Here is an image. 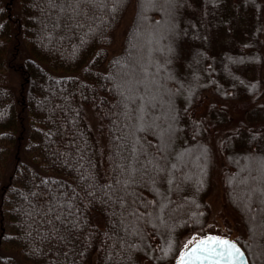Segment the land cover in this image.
I'll use <instances>...</instances> for the list:
<instances>
[{
    "label": "trees",
    "instance_id": "16d2710c",
    "mask_svg": "<svg viewBox=\"0 0 264 264\" xmlns=\"http://www.w3.org/2000/svg\"><path fill=\"white\" fill-rule=\"evenodd\" d=\"M11 1L18 13L0 0V168L11 151L17 154L0 190V210L23 264H92L93 259L96 264H174L194 237L227 236L210 224L207 203L213 169L225 149L234 153L224 156L223 203L247 234L245 245L234 240L249 264H261L264 184L261 191L252 190L237 174L242 165L264 159V0H135L122 48L110 58L106 46L130 0H104L100 7L99 0ZM154 1L159 5L149 8ZM147 23L166 34L157 40L162 52L146 57L163 65L156 82L168 86L163 106L149 112L167 109L172 117L165 113L168 131L146 126L132 136L121 125L118 71L131 62L135 66L130 55L136 31ZM10 68L17 73V91L4 73ZM86 107L105 144L87 122ZM237 107L242 111L228 113ZM250 109L256 120L244 116ZM121 129L130 141L120 145ZM129 145L138 158L149 157L153 164L159 158L165 170L143 166L144 174L127 176L119 156ZM170 148L178 154L197 151L200 156L189 153V158L205 163L204 170L192 172L186 159L172 169ZM121 178H128L127 187L117 183ZM163 182V191L151 186ZM240 188L251 191L248 201ZM5 231L0 238H8ZM121 237H132L135 246ZM8 259L0 260L21 264Z\"/></svg>",
    "mask_w": 264,
    "mask_h": 264
},
{
    "label": "rangeland",
    "instance_id": "374dc122",
    "mask_svg": "<svg viewBox=\"0 0 264 264\" xmlns=\"http://www.w3.org/2000/svg\"><path fill=\"white\" fill-rule=\"evenodd\" d=\"M8 3L12 4L13 8L12 10H14L15 12L18 11V5L17 3H12L11 0H6ZM106 1V0H105ZM103 0V3L105 2ZM114 1V0H111ZM109 2V0L107 1V3ZM103 3H101V0H99V4L98 7H100V5H102ZM110 4V3H109ZM159 4L158 2L156 3L151 2L149 5V8H154L157 7ZM82 8L84 9V6H82ZM45 12H47V8L44 9ZM18 13V12H17ZM50 13V12H49ZM134 13H135V0H130L124 14L122 15V17L120 18V21L117 25V27L114 29L113 34H112V42L110 45L106 46V51L108 54L107 58H110L111 56L117 54L120 52L121 48H122V43H123V39H124V35L126 33V30L128 29L129 25L131 24L133 17H134ZM168 15H165V18L167 19ZM92 21H95L94 19ZM60 22H62L61 25L64 24V19H61ZM263 26H261V30L262 31V40L264 41V21L263 24H261ZM160 26H164L160 25ZM158 29V30H157ZM154 32H156L155 34H153ZM58 34V32H56ZM137 35H138V40L134 43L133 45V51L132 54L130 55V57L133 55L132 59L134 58L135 60V66H133V63L131 62L129 68L125 67L124 65L119 69L120 72L119 76H121L120 78L118 77V81L120 80V97H119V103H122V113H123V117L124 119L121 120V125H122V129L125 128L126 130H129V132H131L132 136H135V130L142 128L144 129L146 126L148 127H157L160 130H164V131H168L169 127H170V122L166 121V119H164L165 117V113H168V117L171 118L172 117V113H170L169 111H167V109L165 110L166 112L161 110H156L152 113L149 112V108H157V106L162 105V97L161 95H164L167 93V89L168 86H158L157 84V80L159 77V69H164L163 65H159L155 62H153L151 60V58L146 57V55H153L155 53H160L162 52L163 48L157 43V40H160L161 38H165L166 34L162 31L159 30V28L155 27H151L149 23H147L146 25L142 26L141 28L137 29L136 31ZM161 37V38H160ZM133 61V62H134ZM6 68V66L4 67ZM261 77H263L264 79V65L261 68ZM4 73H7V79H8V86L14 88L16 91L18 89L19 83H18V77H17V73L16 71L12 70V68L10 69H5ZM145 73H147V75H145ZM139 81L141 82V89L137 90L136 88V82ZM117 82V81H116ZM123 93V96L121 95ZM210 92H206L204 93V96H201V99L203 98L202 102L200 103L201 107L205 108V106L207 105L208 101H207V96H209ZM138 95H142L144 96V99L148 102V106L146 108V114H145V118L143 119V121H139L138 118H129L128 116V112L127 109L125 108V104L128 105V108L130 109H136L138 107V103L136 104H132L129 101L125 100L124 97H129V96H138ZM202 95V94H201ZM206 96V97H205ZM260 102L264 105V92H263V96L260 100ZM159 104V105H158ZM160 107V106H159ZM161 108V107H160ZM264 108V107H263ZM227 110L228 113H232L233 115H236L237 112L242 111L240 108L237 107V109H232L228 108ZM231 110V112H230ZM247 110L244 112V116L247 118H252L255 115V112ZM86 111V120L89 123V125L92 128V131L94 133V135L96 137H98V139L100 140V142L102 144H105V136L103 135L102 131H100L99 129V124L97 125L98 121H96L93 112L91 110L90 107H86L85 108ZM164 112V113H163ZM200 112L195 111V116H199ZM137 113L133 112L132 116L133 117H137ZM231 115V114H230ZM160 117V121H156V118ZM256 120V119H254ZM158 122V123H157ZM121 129V132L118 133L117 135V143H119L120 145L125 143L124 139L126 138V140L128 139L130 141V139L124 134L125 131ZM158 129V130H159ZM123 131V132H122ZM250 135H253L252 133L246 135L247 137H249ZM250 139V138H249ZM172 145V144H171ZM260 145L259 144V140H258V144L257 146ZM135 146L129 145V150L126 149L124 151V155H120L119 158L122 159L120 163V165L125 166L124 168L121 167L123 169V171L127 174V176L129 175V172H131L128 169V165L124 164L128 162L133 164V167H136L137 171L142 173V168L144 166V164L149 161V157H139L137 162L133 163V148ZM255 148V147H254ZM253 148V150H254ZM19 152V151H18ZM16 151H11L8 154V160L5 162L4 166H2L0 168V190L1 187H4L5 184H7L9 182V178L12 174L13 171V164L15 162V158H16ZM183 152V153H177L175 151H173V149L170 148L169 153H168V159H169V165L171 166L172 164H176V165H182L184 164V160L186 159L189 163V165L192 168V172H200L203 171L205 168V163H203L202 165H198V162L196 159L189 158L190 155L192 156H197L199 155V153L196 152ZM233 150L231 149H225L223 150V152H220L219 155V159L218 162L215 166V168L213 169L214 171V183L212 186V191L211 193L208 195L207 197V203L210 205L211 208V215H210V224L217 229L218 233H225V235H227V237L231 238V239H236L238 240L240 243H244L245 245V241L244 239H246L247 234L246 232L243 230L242 226L238 225L237 220L235 218V216L233 215L232 212H230L228 209H226L224 203H223V197H222V192H223V181H222V169L226 166V163L224 162V156L231 157L233 154ZM23 154V153H22ZM174 154H177L178 156L175 155L176 158H174ZM197 154V155H196ZM158 155V154H156ZM186 155H188L186 157ZM201 155V154H200ZM199 155V156H200ZM186 157V158H185ZM205 158L204 155H202L201 160H203ZM22 161L29 163L30 159L27 155L23 154L21 156ZM200 159V157H199ZM229 159V158H228ZM149 166H151L152 168H156L154 167L152 164H150ZM138 167V168H137ZM167 167V166H166ZM165 169V168H164ZM177 170V169H176ZM175 170V172H177ZM144 174V173H142ZM151 176V174H150ZM167 175L165 174V177ZM237 178L239 181H241L242 184H244L247 187L252 188V190H259L261 191V186H263L264 184V159L260 158L258 160H255L252 162V164H248V165H242L239 170H238V174H237ZM125 181H128V178H121L119 179V182L124 183ZM131 186V183L130 185ZM151 186L153 189H160L161 191L165 190V184L164 182L162 183V185H156L155 183H151ZM240 191L242 193L243 196H245L246 200H249V194H250V190L248 189H243L240 188ZM183 195V194H182ZM1 197H2V193H1ZM262 199L264 200V196L262 195ZM119 203V202H118ZM163 208H168L166 205ZM254 208V207H253ZM1 209V208H0ZM164 220V219H163ZM6 229H10V223L7 221V217L5 216V214H1V210H0V230L1 231H5ZM7 231L3 232V236L8 237L6 234ZM220 236V235H217ZM8 238H0V259H7L11 260L14 259V261H20L21 264H23V262L21 261V257L19 255L18 249H17V244L15 243L16 240L14 241H10L8 240ZM122 240H124L123 242H127L130 243L132 246H135V242L134 239H132V237H129L128 239L125 240V237L122 238ZM12 242H14L15 244H13ZM246 247V246H245ZM261 249H263V256H264V245L261 247ZM13 261H10V263ZM261 264H264V257L263 259L261 258L260 260ZM0 264H3V261L0 260ZM92 264H96V261L93 259L92 260ZM147 264V263H146Z\"/></svg>",
    "mask_w": 264,
    "mask_h": 264
},
{
    "label": "snow or ice",
    "instance_id": "6c2138e0",
    "mask_svg": "<svg viewBox=\"0 0 264 264\" xmlns=\"http://www.w3.org/2000/svg\"><path fill=\"white\" fill-rule=\"evenodd\" d=\"M87 2L95 4L96 0H87ZM103 3V0H101ZM114 11V9H113ZM147 75V73H145ZM141 82H136L137 90L141 87ZM123 96V93L121 94ZM125 100L129 101L132 104L138 103V107L136 109L128 108V105L125 104V108L127 109L129 118H138L139 121H143L146 114V108L148 106V102L144 99V96H129L124 97ZM136 112L137 117H133L132 113ZM164 133L161 132V137H163ZM161 153L165 151V145L163 140H161V144L158 146ZM157 163L153 164V160H149L144 164V168H147L150 164L156 167L158 172H162L165 169L159 167L158 161L159 158H154ZM138 153L136 148H133V163L137 162ZM177 165L172 164L171 168L176 169ZM128 169L135 173L137 169L129 164ZM171 183V181H169ZM119 183V181H117ZM128 181H125V187L128 185ZM107 187H111L108 185ZM167 254V253H165ZM177 264H247L244 259V253L237 247L234 241H230L225 237L215 236V235H207L200 238H193L188 241L183 249H181L179 257L177 258Z\"/></svg>",
    "mask_w": 264,
    "mask_h": 264
},
{
    "label": "water",
    "instance_id": "95a60500",
    "mask_svg": "<svg viewBox=\"0 0 264 264\" xmlns=\"http://www.w3.org/2000/svg\"><path fill=\"white\" fill-rule=\"evenodd\" d=\"M220 237H225V236H220ZM225 238H227L228 240H230V241H234L235 243H236V245H237V247H239L240 248V250L244 253V259L246 260V262H247V264H249V262H248V259H247V256H246V253H245V251L243 250V248L235 241V240H233V239H231V238H229V237H225ZM179 257V256H178ZM175 264H177V259H176V261H175Z\"/></svg>",
    "mask_w": 264,
    "mask_h": 264
}]
</instances>
